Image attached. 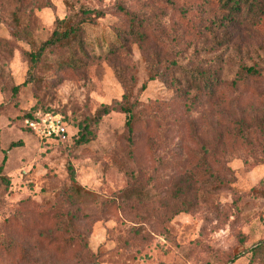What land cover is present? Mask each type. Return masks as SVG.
<instances>
[{
    "label": "rangeland",
    "instance_id": "374dc122",
    "mask_svg": "<svg viewBox=\"0 0 264 264\" xmlns=\"http://www.w3.org/2000/svg\"><path fill=\"white\" fill-rule=\"evenodd\" d=\"M70 1L104 13L91 34L105 31L110 36L113 28L125 25L114 10L117 0H0V164L5 155L0 264L76 263L68 254L51 250V237H39L31 224V211L48 205L64 213L76 208L88 248L96 254L93 264H230L236 249L264 240V196L250 192L264 191V132L251 129L247 141L234 140L230 133L240 107L251 124L256 115L264 121V65L259 78L238 85L247 90L233 91L227 81L215 99L182 98L183 87L169 70L174 62L182 67L209 63L212 56H204L202 46L203 34L219 17L214 0H173V7L160 0H121L152 23L158 30L155 39L133 43L111 60L95 59L54 87L29 83L15 92L13 86L29 76L31 46L24 34L13 35V14L21 19L22 29L38 38L68 14ZM248 28L238 45L251 65L264 60V31ZM233 53L229 49L226 54L233 58ZM118 74L133 92L131 102L143 109L140 116L151 121L138 138V159L130 154L125 115L119 109L102 117L95 139L82 147H74L71 138L43 140L25 125L23 115L37 110L65 115L77 124L100 104L118 106L124 93ZM66 125L69 134L77 133L76 125ZM11 142L19 144L9 147ZM68 166L89 195L69 190ZM198 169L216 174L222 189L212 191L201 179L193 206L176 209L174 184L190 182ZM132 183L153 193L150 214L137 205L129 212L118 208L104 213L103 205L117 200ZM139 227L144 237L134 232ZM6 242L15 245L10 254L3 250ZM233 264L259 263L246 255Z\"/></svg>",
    "mask_w": 264,
    "mask_h": 264
},
{
    "label": "trees",
    "instance_id": "16d2710c",
    "mask_svg": "<svg viewBox=\"0 0 264 264\" xmlns=\"http://www.w3.org/2000/svg\"><path fill=\"white\" fill-rule=\"evenodd\" d=\"M14 1L23 3L25 0ZM160 1L167 2L171 7L174 6L173 0ZM66 4L69 9L68 14L63 18L56 19L51 32L40 33L38 38L32 37L27 28L22 29L21 19L13 14V35L24 34L31 46V50L27 53L29 76L24 82L13 86L15 92L29 83L33 86L54 87L62 82L66 74L84 69L89 62L95 59L105 57L111 60L118 54L126 53L131 44H144L157 37L158 30L153 27L152 23L146 17L133 12L121 0L115 2L114 10L124 19L125 25L122 28H113L110 36L105 31L91 34L98 27V19L103 16V12L91 11L84 5L71 1L66 2ZM213 5L216 6L215 13L219 17L210 23L207 31L203 34L205 37L203 44L205 43V45L202 46V54L212 56L209 63H200L194 67H182L174 62L172 64L173 69L169 70L176 85L183 87L181 88V97L193 95L194 102L202 98H217L219 87L227 81L233 91L247 90L248 88H238V85L246 86L249 80L259 78L264 65V60L253 61V64L248 65V61L243 58L241 47L238 45L241 33L248 31V27L264 31V0H214ZM208 39L209 41H207ZM229 49L234 52L233 58L226 54ZM225 54L226 57H223ZM225 66L229 69L227 72L225 70L226 74H224ZM33 69L36 72L31 71ZM228 73H230L229 78L224 79L223 77L226 76L223 74L227 75ZM118 77L124 87L122 100L118 106L100 104L92 115L83 117L77 124L73 121L70 122L65 115L62 118L65 123L68 122L78 127L77 133L75 135L70 134L69 138L72 139L74 147H82L95 139L97 126L102 117L111 110L119 109L125 115L124 128L130 154L138 159V138L144 132L143 129L150 126L151 121L140 116L143 109L139 108V104L131 102L133 93L131 88L120 74ZM239 109L241 111L240 116L230 122L232 130L230 133L234 140L247 141L248 134L253 128L264 132V121L259 120V116H254L251 124L252 120L247 121L245 119L244 108L240 107ZM41 112L48 111L43 110ZM31 115L29 112L24 114L22 118ZM193 131L195 132V130ZM41 139L45 140L46 138ZM18 144V142H11L9 147ZM4 161L5 155L0 164V175ZM201 162L205 165L204 161ZM67 168L70 178L69 190L77 196L89 195L90 193L77 183L73 168L71 166ZM196 174L188 183L174 184L171 199L173 205L177 207L176 209H180V207L189 209L193 206L196 200V184L201 179L203 185H211L210 190L212 191L222 189V185L217 186L219 177L210 170L198 169ZM0 179L3 180L5 177L1 175ZM250 192L264 196V191L261 189L252 188ZM152 195L153 193L149 189L132 183L123 189L117 200L105 203L102 210L104 213H111L120 208L129 212L131 206L137 205L145 210V215L148 216L152 211L149 208L153 207ZM31 212V224L35 225V230L38 229V236L51 237L48 239L51 250L59 255L68 254L74 258L75 264H93L96 254H93L88 248L86 233L81 231V218L75 207L64 213L48 205L34 213ZM43 224L46 225L45 228H40ZM134 232L140 234L141 237L145 236L141 227L135 228ZM14 248V244L6 242L3 250L10 254ZM25 254L23 249L20 250L22 257H25ZM246 255L252 261L264 264V240L257 241L248 248L236 249L229 262L233 264Z\"/></svg>",
    "mask_w": 264,
    "mask_h": 264
},
{
    "label": "built area",
    "instance_id": "2783aa9c",
    "mask_svg": "<svg viewBox=\"0 0 264 264\" xmlns=\"http://www.w3.org/2000/svg\"><path fill=\"white\" fill-rule=\"evenodd\" d=\"M24 123L39 138L66 141L70 137L68 127L59 114L36 111L26 117Z\"/></svg>",
    "mask_w": 264,
    "mask_h": 264
}]
</instances>
